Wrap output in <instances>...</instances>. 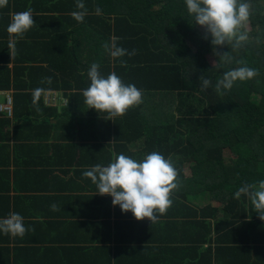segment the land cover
<instances>
[{
  "label": "trees",
  "instance_id": "16d2710c",
  "mask_svg": "<svg viewBox=\"0 0 264 264\" xmlns=\"http://www.w3.org/2000/svg\"><path fill=\"white\" fill-rule=\"evenodd\" d=\"M82 2L88 14L80 23L70 15L78 10L77 0H60L61 7L51 3L47 9L40 8L37 0L30 2L32 10L59 14L51 17L57 27L52 24L51 30L44 26V15H33V30L17 41V55L12 59L7 49L6 14L24 9L14 0H8L7 6L0 8V92L2 97L6 93L11 96L14 114L26 116L25 109L29 107L34 120L45 117L43 129L52 126L50 117L57 119L56 124L60 123L66 112L58 114L56 107L43 106L42 95L37 101L40 109L37 112L33 90L65 89L59 68L69 71L70 58L92 60L99 64L105 78L115 72L123 83L134 84L143 93V102L130 108L123 117L109 121L107 113L96 111L93 113L97 115L87 116L85 121L94 123L96 134L105 139L107 147H125V142H132L138 144V161L154 151L165 159L171 158L178 173L179 188L173 192L176 207H187L197 215L198 210L181 200L205 201V205L195 204L196 208L201 207V225L206 218L219 214L221 220L225 219L219 223L221 232L225 225L232 233L244 229L252 234L253 228L264 232V221L252 211L247 197L234 196L241 186L264 180V6L260 0H245L252 6L250 29H242L248 33V41L237 51H232L231 45L217 49L229 51L234 57L232 64H224L213 53L210 35L204 38L205 29L195 24L185 0ZM97 7L102 10L101 15H96ZM61 22L72 25L71 30L63 26V33L60 32ZM42 31L45 35L40 34ZM42 37L52 39L41 41ZM112 37L118 38V47L129 52L135 49L136 54L111 57L104 45H110ZM40 50L51 52L46 58L47 67L40 65L41 61L35 57ZM21 52H26L27 58H21ZM204 54H210L215 63L203 70L193 69L191 80L184 82L187 62L192 63ZM121 60L126 62L125 66H121ZM235 60H244L246 66L259 70L260 74L250 81H237L231 90L218 95L214 90L217 79L224 72L242 66ZM85 65L79 62V68ZM54 68L58 73L52 71ZM201 76L212 81V87L206 91H201ZM46 77H51V84L42 83ZM9 89L16 91L11 94L6 92ZM57 96L56 105L63 101ZM71 96L77 95H70L68 103ZM253 96L257 97L256 101L252 100ZM48 149L51 150L50 146ZM224 152L229 154L227 161ZM189 157L192 161L185 163ZM197 222L194 220L192 224Z\"/></svg>",
  "mask_w": 264,
  "mask_h": 264
},
{
  "label": "crops",
  "instance_id": "0c3cea01",
  "mask_svg": "<svg viewBox=\"0 0 264 264\" xmlns=\"http://www.w3.org/2000/svg\"><path fill=\"white\" fill-rule=\"evenodd\" d=\"M14 1L26 11L33 0ZM59 1L37 3L44 9L51 3L59 8ZM44 9L33 10V15H44V26L53 30L55 14ZM14 13L6 14L7 27ZM63 26L72 28L61 22L62 33ZM40 34L45 35L44 31ZM46 39L52 37L41 41ZM49 54L40 50L35 57L47 67ZM20 55L27 58L26 52ZM70 60L69 71L59 68L65 89H45L42 94L43 106L56 107L58 114L66 112L58 124L50 117V131L42 127L45 117L34 120L29 107L26 116H16L13 107L10 114L0 111V220L19 213L29 229L23 238L0 232V264H264V232L253 228L252 234L244 229L232 233L226 225L221 232L219 223L225 219L219 214L201 225V207L195 204L205 205V201L181 200L199 211L194 215L187 207H176L172 195V206L151 224L135 220L131 212L122 213L112 205V197L97 194L83 172L96 164L107 166L120 154L136 160L138 144L125 142V147L109 148L104 138L100 140L94 123L85 121L97 114L88 109L82 94L90 85L87 73L93 61ZM80 61L87 65L79 68ZM9 90L11 94L16 91ZM47 94L59 95L65 103L47 104ZM70 95L77 96H71L68 103ZM54 203L61 211L51 210ZM194 220L199 223L192 224Z\"/></svg>",
  "mask_w": 264,
  "mask_h": 264
},
{
  "label": "clouds",
  "instance_id": "9594fccd",
  "mask_svg": "<svg viewBox=\"0 0 264 264\" xmlns=\"http://www.w3.org/2000/svg\"><path fill=\"white\" fill-rule=\"evenodd\" d=\"M8 0H0V8L6 7ZM188 13L193 17L196 25L205 29V39L210 35L213 53L224 64H232L234 57L229 51H217L224 46L231 45L232 51L239 50L247 41L248 33L242 31L249 22L252 6L245 0H185ZM77 11L70 13L78 23L83 22L88 11L82 0H77ZM102 10L97 7L96 15ZM33 10L14 13L7 27L9 34L8 54L10 58L17 55V41L34 26ZM118 38L112 37L111 44H105V49L113 58H122L125 55L134 56L136 50L129 52L118 47ZM242 65L223 73L217 79L214 90L223 95L231 90L235 82L250 81L257 77L259 70L246 66L244 60H235ZM126 62L121 60V66ZM99 64L93 63L87 73L90 80L88 88L82 91L84 102L88 109L107 113L108 120L123 117L126 112L143 102L142 90L134 84H125L121 78L111 72L106 78L99 71ZM51 84V77H46L42 83ZM201 91L212 87V81L200 77ZM46 90L36 88L33 90V105L40 112L37 101ZM177 170L171 158L165 159L159 152L147 154L143 160H135L120 154L107 166L96 164L83 172L97 188V194L112 197V205L119 206L122 213L131 212L135 220H148L152 223L158 221L172 206V195L178 190ZM246 196L261 221H264V180L256 184H245L234 194L236 199ZM52 211H61L57 204H52ZM29 229L25 227L24 218L19 213H10L7 218L0 220V232L12 238H23Z\"/></svg>",
  "mask_w": 264,
  "mask_h": 264
},
{
  "label": "rangeland",
  "instance_id": "374dc122",
  "mask_svg": "<svg viewBox=\"0 0 264 264\" xmlns=\"http://www.w3.org/2000/svg\"><path fill=\"white\" fill-rule=\"evenodd\" d=\"M260 3L264 6V0H260ZM249 22L246 24L245 28L250 29ZM196 61H192V63L189 61L187 62V66H185V69L183 71V81L187 82L190 81L192 78V72L193 69L200 68V70H203L205 67H211L215 62L213 57L210 54H204L201 56L196 57ZM252 100L256 101L257 97L253 96ZM177 115V113H175ZM229 159V154L227 152H224V160L227 161ZM192 161V158L189 157L186 159L185 163H189ZM188 175V170L184 171Z\"/></svg>",
  "mask_w": 264,
  "mask_h": 264
},
{
  "label": "built area",
  "instance_id": "2783aa9c",
  "mask_svg": "<svg viewBox=\"0 0 264 264\" xmlns=\"http://www.w3.org/2000/svg\"><path fill=\"white\" fill-rule=\"evenodd\" d=\"M2 94L3 93L0 92V111L10 114L12 111V98L7 93L4 94V97H2ZM45 98L47 104L55 103L58 100V96L56 94H47Z\"/></svg>",
  "mask_w": 264,
  "mask_h": 264
}]
</instances>
